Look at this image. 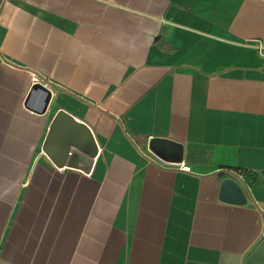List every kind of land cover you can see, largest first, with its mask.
<instances>
[{
  "label": "crops",
  "instance_id": "1",
  "mask_svg": "<svg viewBox=\"0 0 264 264\" xmlns=\"http://www.w3.org/2000/svg\"><path fill=\"white\" fill-rule=\"evenodd\" d=\"M263 238L264 0H0V264H246Z\"/></svg>",
  "mask_w": 264,
  "mask_h": 264
},
{
  "label": "water",
  "instance_id": "2",
  "mask_svg": "<svg viewBox=\"0 0 264 264\" xmlns=\"http://www.w3.org/2000/svg\"><path fill=\"white\" fill-rule=\"evenodd\" d=\"M34 90H41L45 93L44 101L42 109L47 104L48 97H49V91L47 88H45L42 84L39 82H34L31 86L30 92L28 95L31 94ZM66 118L67 120L72 121V117L67 114L66 112L60 110L55 118V121L52 125V127H55L56 124L59 122L60 119ZM79 126L84 128L86 132V141L81 144V142L74 143L76 147L81 148L85 152L89 154H94L96 151V146L94 144L93 137L91 135V132L89 128L83 124L78 123ZM147 146L150 151H152L157 156H160L168 161H180L182 157V148L181 145L177 142L164 138V137H151L148 142ZM68 147H65L64 153H58L55 155V162L58 164H62V161L64 159L65 154L67 153ZM61 151V152H62ZM220 198L228 201L233 202H243L244 201V195L239 187V185L233 181L230 178H224L220 184V192H219ZM246 264H264V238L258 243V245L254 248V250L250 253L246 260Z\"/></svg>",
  "mask_w": 264,
  "mask_h": 264
},
{
  "label": "built area",
  "instance_id": "3",
  "mask_svg": "<svg viewBox=\"0 0 264 264\" xmlns=\"http://www.w3.org/2000/svg\"><path fill=\"white\" fill-rule=\"evenodd\" d=\"M151 154L153 155L152 158H154V159H158V160L162 161V159H161L159 156H157L156 154H154L152 151H151ZM167 161H168V160H167ZM163 162H164V161H163Z\"/></svg>",
  "mask_w": 264,
  "mask_h": 264
}]
</instances>
